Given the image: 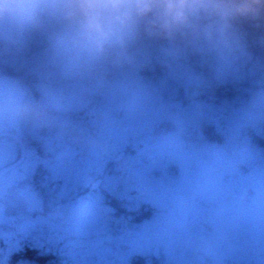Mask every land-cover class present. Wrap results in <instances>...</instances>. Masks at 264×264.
I'll return each instance as SVG.
<instances>
[{"label": "rangeland", "instance_id": "obj_1", "mask_svg": "<svg viewBox=\"0 0 264 264\" xmlns=\"http://www.w3.org/2000/svg\"><path fill=\"white\" fill-rule=\"evenodd\" d=\"M201 17L207 20L210 19L209 17ZM199 21L198 17L196 19L197 25L200 24ZM41 22L40 41H34L35 43L29 39L28 28L0 34V54L3 53V57L0 56V64H3L4 66L1 67L5 69L3 72L0 69V85L6 83L14 91L20 102L31 109L30 112L22 115L0 114V214H4L5 220L13 222V219L10 218L13 214L12 205L9 207L6 203L8 200L16 202L24 196L28 202L29 211L35 212L33 216L35 239H39V234H43L45 220H47L50 230L64 232L66 241L61 246H57V249L58 256L62 253L68 256V258H65L63 254L68 264H79L80 257L83 255L85 257L86 254L93 255L94 258L86 264H128L129 252L134 250L138 252L143 244L140 236L132 239V246L127 238L120 236L121 234L114 237L101 235L99 238L91 240L88 235L95 233L96 229L84 225V228L86 226L84 235L83 237L80 236L82 241L85 242L82 249L74 239H70L68 236H76L77 224L73 217H71L69 223H67V220L65 221L63 225L66 224V227L56 224L54 221H52V224L48 221L49 217H57L62 214L60 209L63 210L66 207L63 205L65 202L76 200L78 195L76 193L81 191L79 189L80 185L85 188L87 193L94 192L92 187L98 185L96 182H100L99 178L103 179H101V185L105 187L113 186V184L108 185L107 183L110 181L109 177L111 176L106 175L105 167L109 162L108 169L113 168L111 159L115 158L113 157L114 153L122 152L123 149L127 148V144L126 142L121 143L120 137H117L119 136L116 134L117 131L108 128L104 120L101 122L102 126L99 127V131L97 129L95 131L94 127L91 128V130L97 132L95 134L87 128L84 130L80 128L79 134L77 133L75 137L68 140L70 143L67 142V139H62L63 132H61L60 121L54 117V113L56 112L58 116H61L62 112L68 110L74 113L73 115H77L76 113L85 107V105L81 106L75 92L76 80L74 77L78 73V62L81 59H88L85 67L88 72H91L92 68L97 67V62L94 63L92 60L94 58L101 60L107 50L102 55L88 54L68 43L69 29L57 18L43 15L41 16ZM179 36L186 37L183 34ZM200 37L201 43L196 45L194 43L195 39H191L189 35L188 40L183 42L184 47H180L168 39L149 36L142 29L135 41L130 42L126 49L122 50L113 46L107 47L113 50L116 49V58L120 60V62L117 61V65H114L116 68L113 71L122 74L121 79L127 80L128 86H131L130 89L137 91L136 93L133 91L126 109L129 118H141L138 122H140L139 131L142 133L148 131L152 124L156 122L170 121L172 123L176 122L178 136L189 134L186 132L189 126L188 119L177 98L184 94L188 99H194L202 88H205L209 83L218 86L225 85L226 87L236 85L233 87L236 93L228 106L223 109L224 128L210 129L213 142L220 141L223 143L222 146L211 142H204L197 146L193 142L183 141L178 149L175 146L171 149V146L167 147L164 140L161 143L165 155L170 154L173 150L175 164L178 166L176 169H178V175L182 181L178 195L179 201L187 200L181 195V192H184L190 202H197L201 207L206 203H215V210L219 215L217 220L216 218L213 219V224L214 231L219 239L230 241L239 238L243 233L256 234L259 241L254 252L255 261L253 260V263H251V259L248 261H250V264H264V150L253 144L248 137L249 134H255L258 128L264 124V64L260 60L248 64L249 58L246 57L248 55L243 46L235 50L229 49L228 56L219 60L216 57V52L208 48V45L216 43L215 41L220 38L219 33H214L211 41L205 39L202 35ZM42 40L43 42H41ZM35 45L42 46L36 49ZM91 61L92 63H90ZM155 63L162 69L164 68L160 78H155L156 76H153L152 73L153 70H149V66L155 69ZM9 66L17 67V69L26 67L25 72H23L24 75L35 72L37 77L41 79V83L36 89L42 95L39 104L49 111V113L47 111V115L37 114L33 118L34 108L37 107V104L31 103L32 99L23 91L25 90L21 86L23 81L18 82L15 77L8 76L11 75V71L6 73ZM146 67L148 71L142 72ZM197 71L206 74L209 81L204 78L198 80ZM20 73L22 72L20 71ZM150 74L154 77L153 79ZM145 86L147 93L145 91L146 94H141L145 90ZM162 91H169L172 98L179 101L176 108L170 109L166 103H164L165 108H162V106L157 107L156 97L161 95L159 93ZM111 103L113 104L109 105L110 103H107L103 107L113 106L114 102ZM173 118H175L174 121ZM29 123L31 125L28 126ZM25 133H27V137L34 141V144L28 147L25 146V151H23V154L19 152L18 157L15 140H20L22 138L21 134ZM113 133L116 135L117 142L114 146L109 147V140L114 138ZM82 134L83 136L85 134L84 137L89 138V144L87 141L78 142V137ZM9 144L12 146L13 153L4 149L10 148ZM44 144H47L45 161L44 158H39L38 155L39 150H41L39 152L41 156L43 155ZM152 145L151 142L148 144V146ZM81 150H83L84 155L85 153L89 155L87 161L93 164H89L91 167L87 168L91 173L84 174L75 165V170L71 173L72 177L69 178L67 176L71 175L67 174L69 170L67 166L72 164L73 161L76 164L78 163V158L83 156ZM194 154L201 158L205 157L203 158L205 162L203 164L196 163ZM147 157L150 156L147 155ZM16 159H18V163L15 161ZM164 160L160 159L159 161L163 165L161 168L164 171L163 173L167 174L166 163L168 161ZM194 162L198 169L195 175H198L196 176L197 179L199 178L195 189L192 186H187L186 183L191 180L186 172L193 170ZM39 164L47 169V180L50 181L52 190L56 189L58 184L61 183L60 193L51 197L47 192V211L49 210L47 217H45L46 213L43 209L44 200L32 191L30 186V179L35 170L39 168L37 167ZM216 173H221V179L216 178ZM82 176L83 183L80 182L79 184V178ZM210 187L213 191L206 192L205 190L210 189ZM159 196L161 199L168 198L170 200L171 198V194L168 192H161ZM176 196L177 193L173 194L172 198L175 199ZM115 197L124 207H129L130 204L127 203L132 202L130 196L115 195ZM85 201L87 202L86 206H89L91 202L93 204L97 203V199L92 195ZM149 201H151V206H155L153 200L149 199ZM1 203L6 205L4 209L1 207ZM234 203H239L241 206L248 208L251 213L247 215L243 211H233L231 208ZM157 204L159 203L156 202ZM94 207L97 211L98 205L96 204ZM22 214L21 212L20 217ZM16 219L15 217L14 221ZM83 219L86 220L89 217L84 216ZM178 219V223L182 227L190 226L186 224L185 215L180 214ZM13 223L18 224L19 226L15 227L22 230L28 226L27 221ZM146 226H143L142 230L147 232L151 225ZM122 227L121 225L118 229ZM80 230L81 227L79 233ZM205 231L206 228L203 226L202 232L206 233ZM11 233V231L5 232V236H8L5 238L8 243L12 238H10ZM56 239H59V237ZM44 244V241L38 240L34 252H31L34 255L30 254V257H25L19 261H15L11 255L12 251L16 249V245L11 244L8 250L4 249L0 264H40L39 262L43 258L42 252H45ZM237 258L239 257L234 256L232 260L236 261ZM49 260L53 262L52 256L47 257V261ZM227 260L228 257L225 259L216 258L215 263L225 264ZM235 261L233 264H237ZM243 261L242 264H247V259ZM66 262L63 264H67Z\"/></svg>", "mask_w": 264, "mask_h": 264}, {"label": "flooded vegetation", "instance_id": "obj_2", "mask_svg": "<svg viewBox=\"0 0 264 264\" xmlns=\"http://www.w3.org/2000/svg\"><path fill=\"white\" fill-rule=\"evenodd\" d=\"M105 49L107 52L101 60L99 58H94L92 60L94 63L97 62V67L92 68L91 72H88V69L85 67V65L87 66L88 59H81L78 62V73H76L74 77L76 80L75 92L76 95H78L81 106L85 105V107H83L81 111H78V113H76L77 115H73L74 113H71V111L68 110L64 111L61 116L59 115L61 118L57 119L60 121L61 128L74 126L77 128L78 134L80 128L83 130L87 128V130H90L93 134L97 133L94 132V130H91V128L93 129L94 127L95 131L96 129L99 131V127L102 126L101 122L104 120L107 123L108 128L111 130L113 129L115 132L117 131L116 134L119 135L117 137H120L121 143L126 142L127 144V148L123 149L122 152L114 153L113 157L115 158L111 159L113 168L108 169L109 162H107L105 167L106 175L111 176L109 177L110 181L107 183L108 185L113 184V186L105 187L101 185L102 178H99L100 182H96L98 185L92 187L94 192L87 193L85 192V188L80 185L79 189L81 191L76 193L78 194L76 200L67 203L65 202L63 204L64 206L67 205L73 208V211H71L70 214L77 224L75 231L76 236L74 235L76 244L83 249V244H85V242L82 241L81 237L84 235L85 228L86 226L91 227L96 224L98 221L97 216L100 214L103 222L112 221L115 224L117 231L121 232L118 234L127 238L130 245L134 237L140 236L143 240V244L138 249V252L137 250L129 252L127 259L128 264H221L220 262L215 263V259H225L226 257H228V260L225 264H233L235 260L233 261L232 257L234 256L239 257L235 261L237 264H242L245 259H247V264H250V261H248L250 259L251 263H253V260L255 261L254 252L256 251L255 249L257 248L259 241L256 234L243 233L239 238L230 241L219 239L214 231L215 227L213 224V219L216 218L217 220L219 215L215 210V203H206L201 207L197 202H190L189 198H187L188 196L184 194V192H181V195L187 200L179 201L178 195L182 181L181 177L178 175V169H176L178 166L175 164L173 150L167 155L163 153L164 147L161 141L164 140L167 147L171 146V149L173 146L178 149L179 146L176 145L175 140L179 139L181 144H183L182 142L184 140L186 141L188 136L186 137L185 135L180 134L179 137L177 125L175 124L176 122L172 123L170 121L161 123L156 122L155 124H152V127L149 129L151 131H143V133L139 131L140 122L138 121L141 120V118H129V113L126 109L127 102L129 101L130 96L133 95V91L135 93L137 91L135 89H130L131 86H128L127 80L125 81V79H121L123 77L122 74L114 72L116 68L114 65H117V63L120 62V60L116 58V49L113 50L107 46ZM0 56L3 57V53L0 54ZM92 61L90 63H92ZM1 66L4 65L0 64V69L3 72L5 69ZM149 68L151 67L149 66ZM18 69L13 66L12 68H7L6 73L11 71L12 74L8 76L15 77L18 82L23 81L21 83V86L25 89L23 91H25L32 99L31 103L37 104V107L34 108L33 118H35L37 114L47 115V108L39 104L42 95L40 91L36 89L41 83V79L36 77L35 72L28 75L20 74V71L25 72L26 67L23 68L24 70L20 68ZM102 71H104V73H102ZM146 71H148L147 67L142 70V72ZM156 71L157 67L155 66V69L152 72L153 76L157 75ZM153 76L150 74L151 78H154ZM145 91L147 93L146 86L141 94H146L144 93ZM159 94H161L159 95L161 101L159 103L156 102V104H158L157 107L162 106V108H165L164 103H166L167 106L172 109L170 104L179 102L172 98L170 92L164 91L163 94ZM111 102H114L113 106H106L108 108L103 107L105 106L104 104L107 103H110L109 105L113 104ZM174 119L175 118H173V121ZM27 125L29 126L31 123ZM25 130L27 131L28 129L26 128ZM21 136L22 138L20 140H15V145L17 146L15 148L18 157L19 152L23 154V151H25V146L28 147L34 144V141L27 137V133L21 134ZM84 136L83 134L79 136L78 142L87 141L89 144V138ZM113 136L114 138L109 140V147L114 146L117 142L115 139V133H113ZM67 139L71 140V138ZM150 142L153 143L152 146H148ZM9 145L11 146V144ZM44 146L45 147L42 150L43 157L39 153L41 150L38 151V155L39 158H44L45 161L47 157V144H44ZM4 149L13 153L12 146ZM81 153L83 156L78 158L76 168L78 167L84 174L91 173V171H88L89 169H87L91 167L90 165H93L87 161L89 155H86V153L84 155L83 150H81ZM147 155L150 157H147ZM160 159L168 161V163H166L167 174H164V171L161 169L163 165H161V161H159ZM15 161L17 163L19 162L18 159ZM40 166L42 165L39 164L37 167ZM186 173L191 179L189 182H186L187 186H192V188L195 189L199 180H195L193 171ZM220 174L221 173H216L217 179H221L222 176ZM47 182L46 168H43L40 172L35 170L30 179L32 191L36 192V194L44 200L43 209L44 213H46L45 217H47V213L49 212V210L47 211V192H50V188L48 187ZM78 182L79 184L80 182L83 183V176L79 178ZM205 191L211 192L213 189L210 187V189ZM161 192L170 193V200L168 198L161 199L159 196ZM175 193H177V198L173 199L172 196ZM88 195H92L97 199V211L94 207L96 204H93L92 202L89 206H86L87 202L85 200L89 199ZM115 195L130 196L132 202L127 203L130 204L129 207L122 206L116 199ZM149 199L154 201L153 204H155V206L150 205L151 201H149ZM156 202L159 204L156 205ZM7 203L6 205L9 207L12 205L13 214L10 218L13 219V222L27 221L28 226L23 228V230L18 229L15 227L19 226L18 224H14L7 219L5 220L4 214H0V260L4 253V249L8 250L11 244L16 245V249L11 253L15 261L30 257V254H32L31 252H34L35 250L36 242L42 240L45 243L43 258L46 261V258L49 257L47 251V239H49L50 236V228H48L47 220L44 222L45 228L43 234H39L40 237L36 240V233L34 232L35 223L33 218L35 212L29 211L28 202L25 200L24 196L20 197L16 202H10L8 200ZM6 205L1 203L3 209ZM86 207H89L90 210L85 213ZM231 209L233 211H243L247 215L251 213L248 208L241 206L239 203H234ZM21 212L23 214L20 217ZM180 214L186 216V224H189L190 226L182 227L179 225L178 218ZM84 216H88L89 219H83ZM15 217L17 219L14 221ZM48 221L52 224L54 217H49ZM84 225H86L85 228ZM121 225L123 227L118 229ZM146 225L148 227L150 226L147 232L146 230H142L143 226ZM203 226L206 228V233L202 232ZM80 227L81 230L79 233ZM92 227L95 229L94 226ZM7 231L12 232L10 236V238H12L9 243L6 242L7 239H5L8 237L5 236V232ZM116 235L117 234H105V237H114ZM94 239V237L91 238V240ZM65 241L64 233L60 234L59 240L57 241L58 245L61 246ZM63 254L64 253L59 254L62 264L67 261L65 258H68L66 254H64V258ZM32 255H34V253ZM83 257L84 255L80 257L79 262H82ZM48 262L51 263L50 260ZM66 263L68 264V262Z\"/></svg>", "mask_w": 264, "mask_h": 264}, {"label": "clouds", "instance_id": "obj_3", "mask_svg": "<svg viewBox=\"0 0 264 264\" xmlns=\"http://www.w3.org/2000/svg\"><path fill=\"white\" fill-rule=\"evenodd\" d=\"M262 11L264 0H0V34L26 28L39 31L41 16H53L69 29L68 43L102 55L106 46L126 49L142 29L168 40L177 33L191 39L202 35L209 41L219 33L223 38L231 19ZM201 16L220 23L198 27L195 21ZM30 111L6 83L0 85V114Z\"/></svg>", "mask_w": 264, "mask_h": 264}, {"label": "trees", "instance_id": "obj_4", "mask_svg": "<svg viewBox=\"0 0 264 264\" xmlns=\"http://www.w3.org/2000/svg\"><path fill=\"white\" fill-rule=\"evenodd\" d=\"M199 20H200L199 21L200 24H198V25H200L201 28L204 26H207L209 24L216 26L220 23L215 18H210L207 20V19H203L202 17H199ZM228 23L230 24V27L228 28L227 32L225 33V36L223 38L220 36V38H218L215 41L216 43H213L210 46L208 45V48L215 51L216 57L219 60H222L225 56H228L227 52L229 49L232 48L235 50V49H238L239 47L243 46L246 54L248 55L246 57L249 58L248 64L251 62H254L255 60H260L264 64V11H262L257 16H252V15L237 16L234 19H231ZM28 30H29L28 34L30 35L29 39L31 41H33V42L34 41L36 42L38 40L40 41V39H39L40 38L39 31L40 30L35 31V30H30L29 28H28ZM179 35H180V33H177V35L174 38L175 40L173 39V40H169V41H172V43L175 45H178L180 47H184L183 42L185 40H188L189 36L188 37H181ZM200 40H201V37L198 36L197 38H195L194 43H196V45H198L201 43ZM41 42H43V40ZM176 42H178L179 44H177ZM203 44H205V43H203ZM39 46H42V45H37L36 49ZM105 51H106V49H105ZM155 65H156V63H155ZM156 67H157V71H156L157 75L155 78H160L164 72V68L162 69V67H160L159 65H156ZM8 68H12V67L9 66ZM21 72L22 73H20V74L23 75V71H21ZM197 75H198V80H200L201 78L208 80V77L206 76V74H204L200 71H197ZM36 77H37V74H36ZM234 86H236V85H234ZM234 86H227L226 87L225 85L224 86H222V85L218 86V85H214V83H209L205 88H202L200 93L194 99H188L184 94H181L178 97V100L181 103L180 107L182 110H185L184 112H185L186 118L188 119V125H189L188 129L186 130V132H188L189 134H181V135H185L186 137L188 136L187 140L186 141L184 140L185 142H193L197 146L201 145L204 142H211L212 144L218 143L220 146H222L223 143H221L220 141L213 142V139H212L213 137H212V134L210 132V129L211 130H213V129L217 130V129L224 128V125H223L224 124L223 109L228 106V104L230 103V100L233 98L234 94L236 93V90L233 88ZM161 93L163 94L164 91ZM54 117H58V119H59V116L56 114V112L54 113ZM51 128H52V126H51ZM51 131L53 132V128ZM77 131H78L77 128L74 126L61 128V132H63V138L62 139L75 137L77 135ZM199 132H202V134L204 135L203 139H200L198 137L197 133H199ZM248 137L253 144L258 145L259 147H261L264 150V124L258 128V130L256 131L255 134H251V135L249 134ZM67 142L70 143V141H68V139H67ZM224 153H225V151H224ZM198 158H200V159H198ZM203 158H205V157L201 158L200 156H197L196 154H194V159H196V163H202L203 164L205 162V159H203ZM263 158H264V155H263ZM206 160L209 161V159H207V158H206ZM201 161H203V162H201ZM196 163L194 162V164L192 166L193 170L188 171V172H191V171L194 172V178L195 179H197L196 176H198V175H195V172H197V170H198L196 168L197 167ZM75 165H76V163H75V161H73L72 164H69L67 166V167H69V170L68 171L66 170L67 174L71 175V173L74 172ZM190 168H191V166H190ZM37 170L39 172L42 171L43 170L42 166L39 167ZM67 177L71 178L72 175L67 176ZM197 180H199V178ZM47 185L50 188V192L48 193L49 196L52 197L55 194L59 193L61 183H59L57 188L53 189V190H52V185H51L50 181L47 182ZM52 207H53V205H52ZM47 209H48V207H47ZM89 210L90 209L88 207H86L85 213L88 212ZM60 211L62 214L60 216L54 217V222L56 224L63 225L65 223V221L67 220V223H69L70 219H71L70 213H71V211H73V209H71L70 207H68L66 205V207H64L63 210L60 209ZM97 217H98L97 223L92 225L95 227L96 232L90 235L91 238L92 237H94V238L100 237L101 235H105V234L114 235V234L121 233V232L117 231V227L113 224L112 221L111 222H103L101 220L102 216L100 214ZM63 226L66 227V224ZM49 231H50V236H49V239H47V251H48V255L52 256L53 262L49 263L47 261V258H46V261L44 260V258H42L39 263L40 264H62L60 257L58 256V249H57V246H59L57 241L59 239H56L60 236V234H62V231L57 232V231H54L52 229ZM58 233H60V234H58ZM68 236H69V238H72V239H74V237H75L74 235H68ZM42 254H43V252H42ZM93 259H94L93 255L91 256L89 254H86V256L84 257V261L80 262L79 264L90 263ZM100 261L103 262L102 260H100Z\"/></svg>", "mask_w": 264, "mask_h": 264}, {"label": "water", "instance_id": "obj_5", "mask_svg": "<svg viewBox=\"0 0 264 264\" xmlns=\"http://www.w3.org/2000/svg\"><path fill=\"white\" fill-rule=\"evenodd\" d=\"M150 70H154V67H151ZM160 101H161V97L158 96V97L156 98V102L159 103ZM178 104H179L178 102H174V103L171 104V107H172V108H176V107L178 106ZM198 137H199L200 139H203V138H204V135L202 134V132H199V133H198ZM175 143H176L177 146H179V147L181 146V142L179 141V139H176V140H175ZM220 175H221V174H220Z\"/></svg>", "mask_w": 264, "mask_h": 264}]
</instances>
